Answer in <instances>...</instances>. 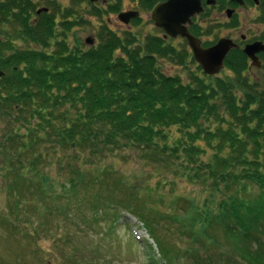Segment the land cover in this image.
<instances>
[{
    "label": "trees",
    "instance_id": "1",
    "mask_svg": "<svg viewBox=\"0 0 264 264\" xmlns=\"http://www.w3.org/2000/svg\"><path fill=\"white\" fill-rule=\"evenodd\" d=\"M36 9L35 0H0V152L22 169L21 190L15 186L11 190L32 201L45 197L42 151L87 154L84 157L93 164L97 155L105 159L134 149L151 165H166L192 184L207 183L213 197L220 195L214 215L209 208L199 212L191 206L193 215L187 222L192 230L199 227L196 240L219 246L213 240L219 231L241 261L264 264V93L253 94L254 87L241 77L246 69L244 55L232 51L225 60V67L241 83L218 81V90L203 84L194 92L180 78L157 69L159 59H179L175 47L162 39L148 37L145 46L139 42L141 46L131 48L137 37L110 34L96 47L83 50L68 43L69 23L56 36L51 15L36 16ZM15 43L25 47L17 48ZM236 89L243 90L242 97H237ZM112 170L116 168L106 172L101 166L98 173L87 174L83 167L73 168L69 189L62 185L54 195L59 204L48 210L57 214L58 223H76V212L92 217L81 210L89 203L70 190L80 185L103 188L110 178L114 183L109 190L126 193L128 198L100 196L101 203L90 210L107 217L115 209L131 213L149 229L163 259L173 264L177 256L173 259L159 235L158 220L163 216L147 210V199L140 207V189L122 176L113 177ZM254 189L258 190L255 196ZM61 200L73 203L71 209L66 210ZM14 221L18 222L8 223ZM219 257L235 261L223 253ZM195 259L196 264H206L197 254Z\"/></svg>",
    "mask_w": 264,
    "mask_h": 264
},
{
    "label": "rangeland",
    "instance_id": "2",
    "mask_svg": "<svg viewBox=\"0 0 264 264\" xmlns=\"http://www.w3.org/2000/svg\"><path fill=\"white\" fill-rule=\"evenodd\" d=\"M35 3L38 5L37 9L48 7V0H35ZM34 19L36 20V18ZM224 19L225 16L220 20H215L211 16L209 24L213 26L215 23L223 22ZM105 21L106 18H104ZM244 21L246 24L252 22L249 16ZM144 22L146 23L142 25L134 23L132 28L117 29L116 32L122 38L124 35L130 34L137 37L138 41L131 48L141 46L139 42L145 46L149 36L148 31L152 30V22L148 20ZM86 23L73 32H67V41L71 47L80 46L82 40H85L90 34L97 36V32H101L98 25L90 26L87 20ZM219 28L220 30L214 32L213 39H208V42L226 36L225 27ZM246 29V26H243L237 33L242 34ZM15 45L17 48L25 47L20 43H15ZM170 45L177 50L179 59L172 57L170 60L159 59L157 69L164 75L180 78L183 83L190 85L194 92H199L203 84L218 90L216 85L218 81L229 80V84L233 83L234 85L241 83L237 81L238 75L225 66L218 75H206L201 66L195 62L191 53L187 52L184 41L175 40L170 42ZM246 69L242 72L241 77L248 81L247 85L254 87L253 94L257 90L264 93V74L261 71H256L250 80ZM242 92L243 90L236 89L237 97H242ZM220 94L222 95L221 92ZM252 108L255 109L256 106L252 105ZM2 127L3 125L0 126V128ZM176 134L178 137L179 134ZM260 140L263 141L262 138ZM42 152L43 157L46 158L42 160L41 168L44 173L42 179L47 184L45 187L47 191H42L45 196H42L43 199L40 197L41 200L34 199L35 201L17 195V190H21L22 187V180L18 179L22 169H18L19 165L15 160L3 158L0 152V264H151L152 261L156 264H169L163 259L154 240V244L152 243L149 229L140 220L129 218L120 209H115V213L108 212L109 217L102 213L94 214L90 210L95 203H101L98 199L100 196L109 200H116V197L124 196L125 200L128 198L126 193L109 190L111 184L114 183V180L111 182L110 178L107 185H103L104 189L101 186L84 187L80 185L70 190V193L77 198L84 199L89 203L88 207L84 205L81 210L89 211L88 213L92 217L76 212L73 216V218H77L76 223H73V220L71 222L63 221L62 227L55 221L58 219L57 214L51 213V210L48 209L55 203L59 204L54 195L62 185L69 189L70 184L68 183L73 178L72 169L83 167L85 173L88 174L99 171L101 166L106 168V172L116 168L115 172L112 170L113 177L122 176L133 187L140 189L142 200L137 202L140 207L143 202L146 203L147 199L149 200V209L147 210L151 212L154 209L155 213H161L163 217L158 220L159 235H161L165 246L172 250L173 259H175L174 256H177L176 261H172L173 264H196V254L206 264H216L215 262L218 261L221 264H235V261H239L240 264H249L236 257L235 251L230 244L225 242L219 231L214 234L213 239L219 246L213 245L211 242L204 246L203 243L195 239V232L199 227L195 225L192 230L187 222L193 215L191 206L192 209L199 212L209 208L210 213L214 215L222 201L220 195H217L216 198L213 197L214 191L206 185L207 183L200 181L192 184L187 179L175 175L166 165L153 166L134 149H127L117 156L107 155L105 159L97 155L93 164L89 162L88 157H84L87 154L79 156L78 153L55 152L54 150L47 153ZM261 157L264 159V150H262ZM23 166L26 167L27 163L25 162ZM162 180L165 181L164 184ZM11 186L17 187V190H11ZM253 192V196H255L258 190L254 189ZM72 200L74 201V199L70 201ZM209 200L212 201L210 206ZM16 203L18 204L16 205ZM60 203L64 207H68L66 210L71 209V204H73H67L65 200H61ZM95 215L100 219L97 220ZM11 219L18 220V227H13L8 223ZM86 220L88 223H84ZM134 232L137 233V236L134 235ZM251 248L255 249L253 245ZM221 253L226 257H232L229 259L234 260L233 258H235V261L226 262L224 258L222 260L219 257ZM210 259L212 263H207Z\"/></svg>",
    "mask_w": 264,
    "mask_h": 264
},
{
    "label": "flooded vegetation",
    "instance_id": "3",
    "mask_svg": "<svg viewBox=\"0 0 264 264\" xmlns=\"http://www.w3.org/2000/svg\"><path fill=\"white\" fill-rule=\"evenodd\" d=\"M167 1L48 0V7L36 9V16H40L43 13L51 15L55 25L56 36H61L64 33L62 27L64 23L71 25L70 32H73L78 27H82L81 25H86V20L90 26L98 25L101 32H97L98 37L89 33L90 36L82 40L83 46L80 45V48L83 50L96 47L101 38H105L110 34L120 37L118 32H116L117 29L132 28L134 23L142 25L146 23L144 21L148 20L152 22V30L148 31V37L162 39L166 44H170V42L172 43L175 40L184 41L187 52L191 53V49L185 39L181 37L171 38L155 25V21L153 20L155 7ZM199 1L203 11L192 19V23L188 25V31L192 36L201 41V47L208 49L216 45L221 39H228L236 46L230 50L229 55L232 51H236L234 53L236 55H244L243 61L246 64L250 80H252L256 71H261L264 74V0H216L214 6L207 5V0ZM227 11H229V16ZM132 14L135 16L131 17L127 23L121 21L120 17L122 15H127L128 17ZM211 16L215 20H220L224 16L225 19L223 22L220 21V23H215V25L211 26L209 24ZM248 16L252 22L246 24L244 19ZM34 18L36 17H33L32 21H35ZM104 18H106L105 22ZM243 26H246V31L238 34L237 31ZM219 27H225L226 36L216 38L213 42H208V39H213L214 32L220 30ZM59 32L61 33L58 35ZM88 38L92 40L90 45L86 43ZM257 43L260 44V51L255 54V61H253L245 54L244 50L247 46ZM233 59L231 58V60Z\"/></svg>",
    "mask_w": 264,
    "mask_h": 264
},
{
    "label": "water",
    "instance_id": "4",
    "mask_svg": "<svg viewBox=\"0 0 264 264\" xmlns=\"http://www.w3.org/2000/svg\"><path fill=\"white\" fill-rule=\"evenodd\" d=\"M216 0H207V5L214 6ZM199 0H168L162 5L155 7L153 11V20L156 27L162 29L169 37H181L186 39L190 49L192 50L194 60L201 66L202 71L208 76L218 75L224 69L225 59L232 48V41L221 39L216 45L203 49L201 41L192 36L187 26L192 22V18L202 13ZM229 16V11H227ZM131 16L122 15L121 21L127 23ZM87 45L92 43L88 38ZM260 51V44L247 46L244 50L245 54L255 61V54ZM0 75H2L0 73Z\"/></svg>",
    "mask_w": 264,
    "mask_h": 264
}]
</instances>
